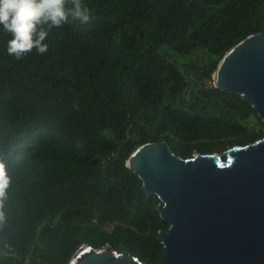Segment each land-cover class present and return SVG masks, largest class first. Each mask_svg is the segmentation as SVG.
I'll use <instances>...</instances> for the list:
<instances>
[{
  "label": "trees",
  "instance_id": "16d2710c",
  "mask_svg": "<svg viewBox=\"0 0 264 264\" xmlns=\"http://www.w3.org/2000/svg\"><path fill=\"white\" fill-rule=\"evenodd\" d=\"M84 2L90 22L52 29L42 55H8L0 27V158L11 176L0 264H65L82 242L157 264L166 223L126 157L160 139L187 156L262 133L212 73L230 47L264 34V0Z\"/></svg>",
  "mask_w": 264,
  "mask_h": 264
},
{
  "label": "water",
  "instance_id": "95a60500",
  "mask_svg": "<svg viewBox=\"0 0 264 264\" xmlns=\"http://www.w3.org/2000/svg\"><path fill=\"white\" fill-rule=\"evenodd\" d=\"M212 84L247 101L263 122L254 141L222 152L179 156L164 139L126 157L145 195L158 199L164 229L157 264H264V34L230 47ZM65 264H148L125 245L80 243Z\"/></svg>",
  "mask_w": 264,
  "mask_h": 264
},
{
  "label": "clouds",
  "instance_id": "9594fccd",
  "mask_svg": "<svg viewBox=\"0 0 264 264\" xmlns=\"http://www.w3.org/2000/svg\"><path fill=\"white\" fill-rule=\"evenodd\" d=\"M90 22V11L84 0H0V27L10 35L8 55L20 60L35 50L48 51L52 29L69 23L81 25ZM11 186L7 163L0 158V222L4 220V201Z\"/></svg>",
  "mask_w": 264,
  "mask_h": 264
},
{
  "label": "rangeland",
  "instance_id": "374dc122",
  "mask_svg": "<svg viewBox=\"0 0 264 264\" xmlns=\"http://www.w3.org/2000/svg\"><path fill=\"white\" fill-rule=\"evenodd\" d=\"M159 261H160V258H159V260L157 262H159Z\"/></svg>",
  "mask_w": 264,
  "mask_h": 264
}]
</instances>
